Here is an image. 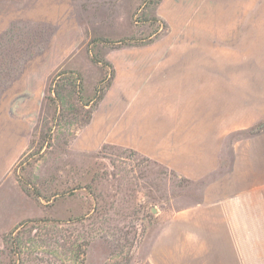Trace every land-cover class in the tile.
<instances>
[{
    "label": "rangeland",
    "instance_id": "rangeland-1",
    "mask_svg": "<svg viewBox=\"0 0 264 264\" xmlns=\"http://www.w3.org/2000/svg\"><path fill=\"white\" fill-rule=\"evenodd\" d=\"M263 100L264 0H0V264H264Z\"/></svg>",
    "mask_w": 264,
    "mask_h": 264
},
{
    "label": "trees",
    "instance_id": "trees-1",
    "mask_svg": "<svg viewBox=\"0 0 264 264\" xmlns=\"http://www.w3.org/2000/svg\"><path fill=\"white\" fill-rule=\"evenodd\" d=\"M57 78H58V81L61 80L60 75L57 76ZM76 79L80 80L79 76H76ZM57 85L58 84L54 81L53 88L51 90L54 94H55V91H56L55 88H56ZM79 89H82L80 84H79ZM47 223H49V222H47V220H45V219H41V220H26V221H23V222H21L18 225V227L14 228V230L10 234H8L7 236H4L3 237V242L7 246L8 250L10 251V253L13 256H15L18 261H20L21 260V253L25 249L24 248L25 247V245H24L25 243L22 240L17 239L19 236L18 237H14V238L12 236L14 234H17V231L18 230H19L18 231V233H19L21 230L24 229V231H25L26 229L32 227L33 225H36L35 228H37L38 226L43 225V224H47ZM84 254H85V252L83 250L81 252V255H84ZM79 264H85L84 258L80 259Z\"/></svg>",
    "mask_w": 264,
    "mask_h": 264
},
{
    "label": "crops",
    "instance_id": "crops-1",
    "mask_svg": "<svg viewBox=\"0 0 264 264\" xmlns=\"http://www.w3.org/2000/svg\"><path fill=\"white\" fill-rule=\"evenodd\" d=\"M263 103H264V100H263ZM261 112L262 113L260 117L254 120L253 122L254 125H258L264 121V109L263 111L261 110ZM252 154H253L254 170L264 172V129L259 131L253 137ZM262 177H264V173Z\"/></svg>",
    "mask_w": 264,
    "mask_h": 264
}]
</instances>
